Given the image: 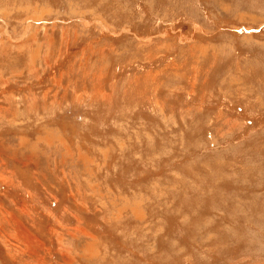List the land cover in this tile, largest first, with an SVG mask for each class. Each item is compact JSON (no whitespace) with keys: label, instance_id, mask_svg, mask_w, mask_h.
Wrapping results in <instances>:
<instances>
[{"label":"rangeland","instance_id":"obj_1","mask_svg":"<svg viewBox=\"0 0 264 264\" xmlns=\"http://www.w3.org/2000/svg\"><path fill=\"white\" fill-rule=\"evenodd\" d=\"M0 264H264V0H0Z\"/></svg>","mask_w":264,"mask_h":264}]
</instances>
